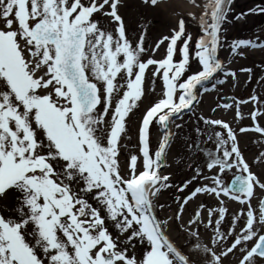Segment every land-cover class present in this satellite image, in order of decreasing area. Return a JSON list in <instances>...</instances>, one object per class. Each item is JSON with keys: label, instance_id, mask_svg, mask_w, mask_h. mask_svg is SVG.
Here are the masks:
<instances>
[{"label": "snow or ice", "instance_id": "obj_1", "mask_svg": "<svg viewBox=\"0 0 264 264\" xmlns=\"http://www.w3.org/2000/svg\"><path fill=\"white\" fill-rule=\"evenodd\" d=\"M191 3L202 10L190 14L201 34L194 40L181 19L149 50L144 35L133 42L121 0H0V264H187L152 199L176 187L160 170L177 139L191 175L175 195V219L190 201H213L200 203L181 231L196 251L201 230L211 229L213 240L219 233L230 241L224 256L239 251L241 264H264V200L258 215L252 206L264 181L230 123L195 111L203 94L236 77L219 58L226 46L242 55L240 48L264 43L223 38L234 0ZM249 14H264V3ZM240 71L251 79L253 69ZM146 73L153 85L162 82L161 94L141 117L138 154L122 160L126 118L142 101ZM250 102L246 117L241 106ZM233 110L253 122L240 133L264 138V95L241 99ZM228 201L239 211L230 213Z\"/></svg>", "mask_w": 264, "mask_h": 264}, {"label": "rangeland", "instance_id": "obj_2", "mask_svg": "<svg viewBox=\"0 0 264 264\" xmlns=\"http://www.w3.org/2000/svg\"><path fill=\"white\" fill-rule=\"evenodd\" d=\"M159 3H165L163 7H167L166 11L161 8L162 6L158 7ZM262 3H264V0H234L232 5L233 11L229 16L231 23L225 25L227 32L223 37L227 43H230L233 40L241 39L252 40L256 43L264 42V29L262 28L264 23V14H249V9L255 8L257 5ZM121 4L120 14L124 19V23L131 35V38L133 39V42H138L141 35H144V45L149 50L155 49L156 44L163 37L171 36L173 29L177 27L178 22L181 19L186 21L187 31L193 36L194 40L201 34L198 21L192 20L189 13H177L179 11V7L173 3L169 4L168 0H157L155 4H152L151 0H121ZM180 12H182L181 9ZM242 13L246 15H240ZM237 15H239V19H236ZM259 18L260 21H257ZM101 22H104L103 18L101 19ZM245 22H248L249 24L252 23V26L248 27ZM257 37H259V39H257ZM164 51V47L161 46V48L156 52V58H161ZM239 52L242 53V55L233 53V50L226 46L225 49L219 53V58L229 67L231 71L236 73V77H229L224 85L219 86L218 91L203 94L200 98V104L195 109V111L200 115L213 119H220L224 122L230 123V126H232L233 129L234 124H244V120L241 122L238 118H235L236 113L233 110L235 108V104L241 99L249 100L253 95H264V80L260 79V77L264 76V71H262V68H264V50H258L252 47H242L239 49ZM242 68L253 69L251 79L248 72L240 71ZM149 71H151V69ZM153 88H155L154 92L152 91ZM144 90L145 94L142 97V101L139 102V107L134 108L129 114V117L126 118V134H122L121 137V143L123 146L122 160L129 153H138V125L143 112L156 102L160 96L161 81L157 78L156 84L153 85L151 79H149V74L146 73ZM222 97H230L231 101L229 104H232L233 107H225L226 104H223L220 100ZM113 103H115V100ZM101 107L102 106H99L98 111ZM254 107L255 105L250 102L242 105L241 111L245 114V116H248ZM213 109L216 110L213 112ZM189 119V116L185 115L184 121L182 122L189 121ZM249 120L252 123L251 119ZM190 128L191 125H189L185 131H190ZM152 132L159 135L161 131L157 127H153ZM173 132H175L174 127ZM261 141H264V138H262L258 133H255V138H252L251 140H242L241 134H238L239 147L245 156V159L250 164L251 171L264 181V162L257 161L258 155L261 152H264V146H262ZM152 147L154 149L157 147L155 136L153 138ZM189 162V153L186 150V146L180 139H177L166 156L167 167L161 175H174L178 170H184L183 164ZM184 171L185 174L188 175V178H190V169L187 168ZM256 194L257 196L252 200L254 209H256V206L258 207V203L264 192H257ZM152 199L153 205L160 211V205L163 204L161 192L154 195ZM234 206L238 207L237 205ZM177 209L178 207L173 208V213L166 208H162L161 213L163 221H168V223L164 226L169 238L171 240L174 238V240H177L178 243L183 244V239L186 240L189 236L185 231H181V229H187L186 224L188 223V215L184 210L179 221L171 219L172 214H174V216L177 215ZM204 243L208 246V241L204 240ZM242 255L243 254L239 251H236L235 254H233L234 264L242 259ZM205 256L206 255H204L201 250H198L197 253H191V258L195 264H208V260L204 258Z\"/></svg>", "mask_w": 264, "mask_h": 264}, {"label": "flooded vegetation", "instance_id": "obj_3", "mask_svg": "<svg viewBox=\"0 0 264 264\" xmlns=\"http://www.w3.org/2000/svg\"><path fill=\"white\" fill-rule=\"evenodd\" d=\"M183 170L178 171L176 174L172 175L170 177V182L175 185L176 187L172 188V189H168V194H163V198L164 200L169 203V205H166L167 208H172L175 207L177 208L178 204L175 202V195L179 194L178 193V187L188 178V176H185L183 173ZM231 176V175H229ZM232 177V176H231ZM227 178L228 181L231 179ZM200 203H208V204H212L213 201H211L210 199H208L207 197H203L201 196L199 199L195 200V202H189V205L185 206V211L188 213V218L190 220V218L193 215V212L196 210V208L198 207V205ZM230 213H233L232 209L229 208ZM207 223V221L205 220V224ZM188 228V224L187 227ZM222 231H227L226 228L222 227L221 229ZM213 235L211 229L208 230H201L200 235H199V244L201 245V247L199 249H204L205 252H208L209 256H210V261L211 264H217V259L219 261V264H224L226 263L227 257L230 255H232V253H229L227 256H224L222 253L224 251L227 250V247L229 246V243H225L223 239H221L219 233L216 234L215 240H213V238L211 239H203V238H207L208 236ZM191 237L188 236L187 240H190ZM204 240L208 241V246L204 243ZM176 242L178 243V241L176 240ZM183 243V242H182ZM195 244V241H194ZM179 247L181 248L182 251L186 252V247L183 246V244L178 243ZM189 257V256H188ZM190 258V257H189ZM228 262V261H227Z\"/></svg>", "mask_w": 264, "mask_h": 264}, {"label": "bare ground", "instance_id": "obj_4", "mask_svg": "<svg viewBox=\"0 0 264 264\" xmlns=\"http://www.w3.org/2000/svg\"><path fill=\"white\" fill-rule=\"evenodd\" d=\"M190 1V2H189ZM168 0V3L170 4H176L178 7H179V11L177 13H189V14H192V13H195L198 17L200 14H202V10L200 8H197L195 6H193V4L191 3V0ZM204 2V0H197V3L198 4H202ZM165 3H160L158 4V7L159 6H162L161 8L163 10L166 11L167 7H163ZM180 9L182 12H180ZM242 21V20H241ZM257 21H260V18L257 20ZM249 26H252V23H248ZM260 50V49H259ZM261 50H264V48H261ZM248 109V107H247ZM247 117V116H246ZM234 120V119H232ZM235 121V120H234ZM244 124H241V125H238V124H234V130L237 131L238 134H241V139L243 140H251L252 138H255V133L254 132H246V133H240L239 132V127L240 126H243V127H251L252 126V123L250 122V120L248 118L244 119Z\"/></svg>", "mask_w": 264, "mask_h": 264}]
</instances>
